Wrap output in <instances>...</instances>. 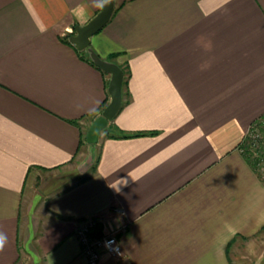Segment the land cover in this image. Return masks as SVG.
<instances>
[{"label":"crops","instance_id":"1","mask_svg":"<svg viewBox=\"0 0 264 264\" xmlns=\"http://www.w3.org/2000/svg\"><path fill=\"white\" fill-rule=\"evenodd\" d=\"M101 5L0 0V264H88L90 216L123 227L98 264L262 262L264 182L238 146L264 114V0H115L90 47L127 64L108 133L128 136L93 162L109 74L67 39Z\"/></svg>","mask_w":264,"mask_h":264},{"label":"water","instance_id":"2","mask_svg":"<svg viewBox=\"0 0 264 264\" xmlns=\"http://www.w3.org/2000/svg\"><path fill=\"white\" fill-rule=\"evenodd\" d=\"M115 8V0H102L100 9L84 24H76L69 40L79 50H85L90 60L103 71L109 74L107 92L109 100L95 119L86 134L88 142H94L99 130L106 120L111 119L119 110L122 102V83L124 71L112 60L101 58L91 47L90 38L98 32L110 19Z\"/></svg>","mask_w":264,"mask_h":264},{"label":"built area","instance_id":"3","mask_svg":"<svg viewBox=\"0 0 264 264\" xmlns=\"http://www.w3.org/2000/svg\"><path fill=\"white\" fill-rule=\"evenodd\" d=\"M252 136L251 151L253 150L252 153L255 155V158H253L256 161L259 174L264 177V137H261L258 133ZM99 224L100 220L98 218L90 216L80 219L74 228V235L80 245L81 254L88 264H98L101 251L113 256H121L123 253L121 241L118 237V233L123 231V227L105 231L102 228H97Z\"/></svg>","mask_w":264,"mask_h":264},{"label":"rangeland","instance_id":"4","mask_svg":"<svg viewBox=\"0 0 264 264\" xmlns=\"http://www.w3.org/2000/svg\"><path fill=\"white\" fill-rule=\"evenodd\" d=\"M100 115V114H99ZM99 115L95 116L90 125L89 128L91 127V125L93 124V122L95 121V119H97V117H99ZM110 120V119H109ZM109 120H106L104 126L99 130L98 134H97V138L94 142H88V144L90 145V150H91V154H92V159L93 162H95L96 158H97V154H98V143L100 138L104 135V134H108V132L111 131V123L109 122ZM88 128V129H89ZM88 131V130H87ZM260 134L261 137H264V117L260 118L259 120H256L254 122H252L250 124V126L248 127V130L246 131L244 138L242 139V143H240L241 145L238 146L239 151L246 157L247 160H249L251 162L252 160V165L256 171V173L258 174V177L262 180V182H264V177H262L259 174V171L257 169V164L256 161L254 160L255 155H253V150L252 149V142H253V134ZM87 134V133H86ZM254 157V158H253ZM258 171V172H257ZM261 241H264V238H262ZM264 244V243H262ZM259 250H261V253L264 254V247L258 248V246H254L253 248V255H257ZM260 255V254H259ZM253 256V260H259L260 258H256ZM260 261L262 262H256L257 264H264V257H262L260 259ZM254 263V264H256ZM40 264V263H39ZM249 264V263H246Z\"/></svg>","mask_w":264,"mask_h":264},{"label":"trees","instance_id":"5","mask_svg":"<svg viewBox=\"0 0 264 264\" xmlns=\"http://www.w3.org/2000/svg\"><path fill=\"white\" fill-rule=\"evenodd\" d=\"M67 42L68 43H70V41L67 39ZM78 52H80V51H78ZM113 56H115V55H111L110 56V58H112ZM98 67V66H97ZM120 67L122 68V70L124 71V77H123V83H122V98H124V94H125V92H124V87H125V85H126V81H127V77H128V73H129V71H128V67H127V64L124 62V63H122V64H120ZM122 102H123V100H122ZM122 102H121V105H122ZM103 104H104V101H103V103H102V105L100 106V108H103ZM262 117H264V114H262V115H260L259 117H257L256 119H254V121H256V120H259L260 118H262ZM254 121H252V122H254ZM111 127H112V124H111ZM108 136H120V137H126V136H128V135H125V134H123V133H118V134H111V133H108ZM240 143H242V140H241V142ZM241 144H239V146H240ZM248 159V158H247ZM249 161V160H248ZM249 163L252 165V160H251V162L249 161ZM253 166V165H252ZM254 168V167H253ZM97 228L98 229H101V225L99 224L98 226H97Z\"/></svg>","mask_w":264,"mask_h":264},{"label":"clouds","instance_id":"6","mask_svg":"<svg viewBox=\"0 0 264 264\" xmlns=\"http://www.w3.org/2000/svg\"><path fill=\"white\" fill-rule=\"evenodd\" d=\"M6 244H7V235L3 232H0V251H3Z\"/></svg>","mask_w":264,"mask_h":264}]
</instances>
